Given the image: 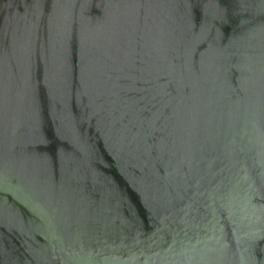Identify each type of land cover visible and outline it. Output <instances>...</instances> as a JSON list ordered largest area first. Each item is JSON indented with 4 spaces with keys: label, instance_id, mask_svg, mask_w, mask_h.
Returning a JSON list of instances; mask_svg holds the SVG:
<instances>
[{
    "label": "water",
    "instance_id": "95a60500",
    "mask_svg": "<svg viewBox=\"0 0 264 264\" xmlns=\"http://www.w3.org/2000/svg\"><path fill=\"white\" fill-rule=\"evenodd\" d=\"M0 264H264V0H0Z\"/></svg>",
    "mask_w": 264,
    "mask_h": 264
}]
</instances>
